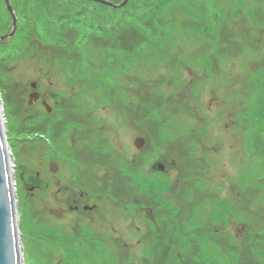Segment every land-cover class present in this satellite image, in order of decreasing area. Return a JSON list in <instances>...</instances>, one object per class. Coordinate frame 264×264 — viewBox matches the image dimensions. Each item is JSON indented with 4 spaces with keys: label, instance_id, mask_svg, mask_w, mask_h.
Returning <instances> with one entry per match:
<instances>
[{
    "label": "rangeland",
    "instance_id": "rangeland-1",
    "mask_svg": "<svg viewBox=\"0 0 264 264\" xmlns=\"http://www.w3.org/2000/svg\"><path fill=\"white\" fill-rule=\"evenodd\" d=\"M9 4L17 26L0 43V102L16 169L22 263L264 264V0H128L119 9L86 0ZM10 31L0 0V36ZM92 39L102 49L91 48L89 60L150 80L135 93L149 94L140 109L153 127L150 160L167 162L163 173L137 179L133 203L128 194L118 199L114 222L126 224L112 236L59 227L39 214L42 204L19 179L33 172L37 156V122L28 117L37 106L25 95L38 78L33 67ZM133 204L148 208L153 223Z\"/></svg>",
    "mask_w": 264,
    "mask_h": 264
},
{
    "label": "flooded vegetation",
    "instance_id": "flooded-vegetation-1",
    "mask_svg": "<svg viewBox=\"0 0 264 264\" xmlns=\"http://www.w3.org/2000/svg\"><path fill=\"white\" fill-rule=\"evenodd\" d=\"M94 42L89 40L74 51L67 47L54 61L33 67L38 78L30 84L31 92L24 94H33L31 104L37 106L35 113L28 115L37 122L31 142L37 156L33 172L25 169L19 179L36 203L42 204L39 214L46 213L59 227L107 231L112 236L115 225L126 224L114 222L119 220L118 199L127 194L132 197L137 179H146L154 169L163 173L167 162L150 160L153 127L147 111L140 109L149 94L140 99L135 93L137 84L145 85L150 80L137 78L127 67L117 72L112 65L105 70L99 62L89 60L91 48L102 49L94 47ZM107 49L112 53L118 50L116 46ZM75 53L81 54V62L71 60L70 55ZM47 65L49 70L45 71ZM44 78L49 80L48 88L42 83ZM53 79L56 84L50 89ZM24 89L27 91V87ZM122 102L124 109L120 107ZM13 175L15 181V166ZM133 206L136 214L147 216L153 223L148 208ZM131 247L139 251V245Z\"/></svg>",
    "mask_w": 264,
    "mask_h": 264
},
{
    "label": "water",
    "instance_id": "water-1",
    "mask_svg": "<svg viewBox=\"0 0 264 264\" xmlns=\"http://www.w3.org/2000/svg\"><path fill=\"white\" fill-rule=\"evenodd\" d=\"M105 5L112 9L125 6L128 0L114 5L106 0H86ZM11 19V31L0 36V43L10 39L16 30V15L9 0H3ZM30 102L33 95H30ZM7 140L4 132V115L0 102V264H23L21 244L17 226V202L13 165L9 157ZM53 214V211H50Z\"/></svg>",
    "mask_w": 264,
    "mask_h": 264
},
{
    "label": "trees",
    "instance_id": "trees-1",
    "mask_svg": "<svg viewBox=\"0 0 264 264\" xmlns=\"http://www.w3.org/2000/svg\"><path fill=\"white\" fill-rule=\"evenodd\" d=\"M102 25H103V24H101V25L98 24V25L96 26L101 32H103L102 29H101V28H102Z\"/></svg>",
    "mask_w": 264,
    "mask_h": 264
}]
</instances>
